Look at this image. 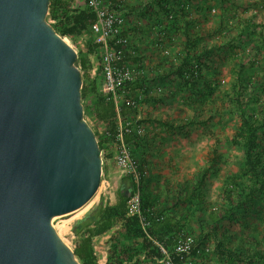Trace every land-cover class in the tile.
<instances>
[{
  "label": "rangeland",
  "instance_id": "obj_1",
  "mask_svg": "<svg viewBox=\"0 0 264 264\" xmlns=\"http://www.w3.org/2000/svg\"><path fill=\"white\" fill-rule=\"evenodd\" d=\"M66 1L71 9L86 6L85 0ZM123 1L127 8L120 12L114 10V13L118 29L121 31L123 26L120 25H124L129 30V56L124 62L132 75L131 81H144L143 87L135 89L134 93L128 90L121 92L118 103L122 126L127 124V127L131 128L130 132L139 135L128 145L130 156L132 153L135 155V158L131 156L137 171L135 179L138 181L140 177L137 163L145 164L147 189L160 196L164 210L172 217L179 218L182 223L185 222L183 217L189 214V223L184 231L187 237L184 240L192 242L200 232L197 217L203 212H196L195 208L189 210L188 207L175 203V200L164 202L165 194L169 190L177 189L186 179L194 181L198 171L209 165L214 151L217 150L220 157L208 176L204 193L207 202H212L214 207L219 206L224 178L238 167L243 158L241 148L232 142L238 124L236 106L232 105L231 98L224 94L232 79L231 70L238 60L242 59L248 63L253 61V68L248 69L246 73L249 78L245 80V92H254L260 99H264V0H168L170 12L162 26L158 25L156 19L159 16L164 18V12L150 0ZM105 4L111 8L112 0H105ZM196 9L198 13L195 14ZM142 11L149 12L142 16ZM198 16L200 20H197V26L204 31L205 41L211 44L215 40L217 45L221 46L209 58L204 59L202 65V72L207 75L208 80L217 77L220 81L212 103L199 102L190 83H186L176 74L161 75L171 65L177 67L181 55L184 54L182 46L186 37V22ZM246 18L256 20L258 25L243 26ZM224 19H228L229 25L213 32ZM47 20L49 23L58 22H54L50 17ZM64 37L78 54H87L91 59L89 78L82 76V82L88 88L86 96L82 98L84 116L95 131L97 139L104 141L101 150L104 168L97 193L81 209L53 218L59 235L73 248V223L96 206L103 195L106 200L113 201L120 178L127 173L119 166L117 159V118L114 119L115 132H110L108 123L100 120L96 112L98 95L103 93L104 76L101 67L105 46L98 42V35L91 27ZM160 37L164 42H159ZM229 40L233 46L226 44ZM96 43L99 44L98 47ZM94 77L98 82L97 91L91 89ZM147 96L156 97L160 101L143 102ZM126 97L135 100V103L131 106L134 109L124 114L121 109ZM188 119H194L195 123H187ZM162 120L171 123L175 128L169 129ZM178 123L184 126L177 128ZM135 193L140 196L139 191ZM256 214L255 211L249 212L248 220L252 223L257 221ZM228 231L249 238L253 228L250 223H236L230 226ZM149 237L159 247L165 246L156 237ZM115 239L126 240L124 232L121 231V223L95 239V252L100 264H106ZM213 246V239H208L197 255H189L185 264H227L212 251ZM202 250H207L208 253L205 254Z\"/></svg>",
  "mask_w": 264,
  "mask_h": 264
},
{
  "label": "water",
  "instance_id": "obj_2",
  "mask_svg": "<svg viewBox=\"0 0 264 264\" xmlns=\"http://www.w3.org/2000/svg\"><path fill=\"white\" fill-rule=\"evenodd\" d=\"M50 2L0 0V264H82L53 218L102 180L78 53L48 22Z\"/></svg>",
  "mask_w": 264,
  "mask_h": 264
},
{
  "label": "trees",
  "instance_id": "obj_3",
  "mask_svg": "<svg viewBox=\"0 0 264 264\" xmlns=\"http://www.w3.org/2000/svg\"><path fill=\"white\" fill-rule=\"evenodd\" d=\"M150 2L156 4L159 10L164 12V18L159 16L156 19L159 22L158 25L162 26L170 12L168 0H150ZM126 8L125 1L112 0L111 9L113 11L120 12ZM132 8L135 10V6ZM197 10H195V14L198 13ZM148 12L142 11V16H146ZM49 17L61 18L60 21L51 23V25L62 36H65L90 29L91 23L96 19V14L90 11L87 5L71 9L66 0H51L47 18ZM197 20H200L199 16L186 22V37L182 46L184 54L181 55L182 58L177 67L171 65L161 75L176 74L186 83H190L199 102L212 103L215 92L219 89L220 81L217 77L208 80L207 75L202 72V65L205 62L204 59L209 58L221 46L217 45L215 40L211 44L205 41V33L197 26ZM244 21L243 26L245 27L258 25V22L252 18H246ZM226 25H229L228 19L221 20L213 32L220 31L222 26ZM120 27L121 31L116 37H129L127 27L124 25H120ZM160 40L164 42L162 37L159 38V42ZM129 41L127 43L122 41L114 43L113 39L110 41L111 46L122 50L124 60L129 56L127 51L131 43ZM226 44L233 46L230 40ZM95 45L99 46L98 43ZM179 54H181L180 51ZM121 61L119 60L118 63L121 64ZM77 65L82 76L89 78L92 68L90 57L87 54L79 53ZM253 65V61L248 63L242 59L238 60L231 70L232 79L229 88L224 90V94L231 98L232 105L236 106L238 124L235 127L232 142L241 148L243 158L238 167L225 176L221 186L219 206L214 207L212 202H207L204 193L208 176L220 157L217 150L214 151V157L209 165L198 171L194 181L186 179L182 184H179L177 189L169 190L165 194L164 202L175 200V203L182 204L189 210L195 208L196 212H203L197 217L200 232L196 238L192 239L190 252L187 254L174 251V244L179 239L184 240L187 237L184 231L186 224L189 223V214L183 217L184 223L179 218L169 215L164 210L162 201L159 200L160 196L154 195L147 189L145 164L137 163L140 173L138 181L132 174L123 175L113 201L106 200L103 195L96 206L73 223V250L82 264H100L94 248V238L108 232L119 223H121V231L124 232L126 240L124 242L121 239H115L106 264H162L159 262L163 257L162 251L149 235L156 237L171 249L173 260L179 261L180 264H184L189 255H197L198 251H201L202 245L210 238L214 241L212 251L219 258L224 259L227 264H264V99H260L254 92H245V80L249 78L246 73L248 69L253 68ZM94 78L91 89L97 91L98 82L96 77ZM143 83L144 81L138 79L136 81L127 80L120 85L118 91L128 90L134 93L135 89L143 87ZM87 90V85L83 83L82 98L86 96ZM151 100L160 101L156 97L147 96L143 102ZM133 109L123 103L121 112L126 114ZM96 112L100 120L108 123L109 131L115 132L114 119L117 118L118 111L111 93L104 94L103 92L102 95H98ZM161 122L169 129L175 128L166 120ZM187 123L192 124L195 121L188 119ZM183 126L178 123L176 127L182 128ZM138 137L139 135L133 132H127L124 135V140L129 145ZM98 143L102 150L104 141L99 139ZM131 156L135 158L134 153ZM136 191L140 193V213L150 222L148 233L142 228L138 216L127 215V201ZM251 211L257 213V221H253V223L248 220ZM248 222L253 228V232L249 233V238L228 231L229 227L236 223L249 225ZM202 252L208 253L207 250H202Z\"/></svg>",
  "mask_w": 264,
  "mask_h": 264
},
{
  "label": "built area",
  "instance_id": "obj_4",
  "mask_svg": "<svg viewBox=\"0 0 264 264\" xmlns=\"http://www.w3.org/2000/svg\"><path fill=\"white\" fill-rule=\"evenodd\" d=\"M85 3L88 9L96 14V19L91 23V28L93 32L98 35V42L105 46V50L102 58V69L104 74V81L102 84V91L104 94L111 93L116 109L118 111L117 115V148H118V164L119 166L126 171L127 174H132L134 177L137 175L135 169L134 161L130 156V149L126 141L124 140V135L127 132L131 131V128L127 127V124L122 126V117L119 115V96L121 92L118 91L120 85L125 81L132 80V75L125 64V60L122 55V50H117L115 47L110 45V41L113 39L114 43H120L121 41L127 43L128 39L123 37H116L120 30L118 29L116 22L117 17L114 11L110 8L109 5L105 4V0H85ZM72 14V12H69ZM61 18L53 19V21H60ZM110 45V47H108ZM109 48L111 50H109ZM119 60L121 64L118 63ZM123 103L126 105H134L135 100L133 99H123ZM122 103V104H123ZM127 215L132 216L136 215L139 218L142 228L147 232V227H149V220L142 216L140 213V196L138 193H135L128 201L127 204ZM148 233V232H147ZM190 241L179 239L176 244H174V251L176 252H190ZM163 257L159 260L162 264H180L179 261H175L172 258V250L166 248L163 245H160ZM185 264V262H184Z\"/></svg>",
  "mask_w": 264,
  "mask_h": 264
},
{
  "label": "crops",
  "instance_id": "obj_5",
  "mask_svg": "<svg viewBox=\"0 0 264 264\" xmlns=\"http://www.w3.org/2000/svg\"><path fill=\"white\" fill-rule=\"evenodd\" d=\"M94 72V71H93ZM102 235V234H101ZM99 236V235H98ZM98 236H96L95 238H94V242H95V239L98 237ZM94 248H95V245H94Z\"/></svg>",
  "mask_w": 264,
  "mask_h": 264
}]
</instances>
